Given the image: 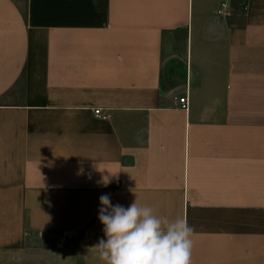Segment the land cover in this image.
<instances>
[{
    "label": "crops",
    "instance_id": "1",
    "mask_svg": "<svg viewBox=\"0 0 264 264\" xmlns=\"http://www.w3.org/2000/svg\"><path fill=\"white\" fill-rule=\"evenodd\" d=\"M104 194L185 218L192 264H264V0H0V264L106 239Z\"/></svg>",
    "mask_w": 264,
    "mask_h": 264
},
{
    "label": "clouds",
    "instance_id": "2",
    "mask_svg": "<svg viewBox=\"0 0 264 264\" xmlns=\"http://www.w3.org/2000/svg\"><path fill=\"white\" fill-rule=\"evenodd\" d=\"M104 186L108 177L102 180ZM98 219L106 239L91 249L104 264H192L194 229L182 216H158L137 199L128 207L113 205L107 194L99 197Z\"/></svg>",
    "mask_w": 264,
    "mask_h": 264
},
{
    "label": "rangeland",
    "instance_id": "3",
    "mask_svg": "<svg viewBox=\"0 0 264 264\" xmlns=\"http://www.w3.org/2000/svg\"><path fill=\"white\" fill-rule=\"evenodd\" d=\"M93 235L85 233H37L33 235L30 246L23 250V253L35 255L34 264H78L75 261L65 262L64 260L78 259L83 248L88 244H97ZM43 255H62L60 262H51L50 258H43Z\"/></svg>",
    "mask_w": 264,
    "mask_h": 264
},
{
    "label": "built area",
    "instance_id": "4",
    "mask_svg": "<svg viewBox=\"0 0 264 264\" xmlns=\"http://www.w3.org/2000/svg\"><path fill=\"white\" fill-rule=\"evenodd\" d=\"M224 7H225V3H223L222 6H221V8L217 11L218 14H220L222 12V10L224 9ZM178 101H179V104H180V108L181 109H183L185 111H188L189 110V100H188L187 95H185L184 97H180L178 99ZM95 113H96V115L98 117H103V113H102L101 110H96Z\"/></svg>",
    "mask_w": 264,
    "mask_h": 264
}]
</instances>
